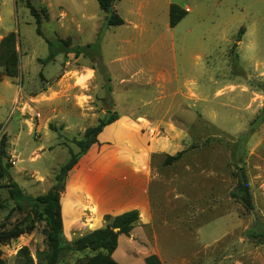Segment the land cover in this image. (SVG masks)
<instances>
[{"label":"rangeland","instance_id":"rangeland-1","mask_svg":"<svg viewBox=\"0 0 264 264\" xmlns=\"http://www.w3.org/2000/svg\"><path fill=\"white\" fill-rule=\"evenodd\" d=\"M31 2L48 9L44 37L24 0H0V39L14 31L19 55L17 76L0 66V143L10 178L27 194L46 192L87 127L114 111L148 109L142 102L154 99L152 134L180 148L151 156V210L145 224L140 217L135 224L134 251L156 253L163 264H264V0H116L119 25L107 24L96 0ZM173 3L186 12L171 27ZM45 38L55 49L48 61L42 60L50 51ZM59 38H69L78 53L58 51ZM155 71L165 77L162 87L139 84ZM196 90L199 99L192 98ZM178 152L166 163V155ZM242 171L250 208L238 187ZM0 201V223L22 216L4 219L13 205L6 187ZM42 229L38 222L1 244L6 264H22L23 245L35 261L46 246ZM120 241L117 262L145 264ZM86 255L68 250L59 264Z\"/></svg>","mask_w":264,"mask_h":264},{"label":"trees","instance_id":"trees-1","mask_svg":"<svg viewBox=\"0 0 264 264\" xmlns=\"http://www.w3.org/2000/svg\"><path fill=\"white\" fill-rule=\"evenodd\" d=\"M99 8L106 14V22L109 25H119L124 22L122 17L113 8L116 0H96ZM25 6L28 8L30 15L34 18L36 24V33L42 37L40 28L41 20L48 19L49 13L46 6H35L31 0H24ZM186 10L179 7L177 4H170L169 6V26H174L185 14ZM244 28L239 29L236 36V41H239ZM48 42L50 51L48 55L43 58V61H48L54 58L55 49L52 43ZM69 38H59L58 51H74L78 53L76 47H69ZM0 66L5 75L17 76L19 73V55L16 49V33L14 31L8 32L0 39ZM109 112V111H108ZM117 118V113L114 111L110 115H106L98 119L93 126L87 127L82 137L75 139L74 142L78 147L76 152L70 151L68 160L60 166L59 172L56 174V183L53 184L46 192L31 195L25 193L18 183L9 176V164L3 163V157H6L4 149V141L0 143V188L6 187L9 199L13 202L12 207L5 215L7 220L15 212H22L20 218L15 219L13 223H0V245L17 238L19 235L29 233L36 228L38 222L43 223L42 233L45 236L46 246L43 249L36 250V260L32 258L27 246H21L17 251V256L21 258L22 264H59L61 258L66 251H87L82 260L76 264H120L117 262L112 253L118 244V236L120 234L129 235L135 224L139 219V212L137 209H130L117 215H104L105 225L87 231L72 240L68 241L62 231V214L60 204V192L64 188V182L67 172L76 164L79 157L84 154L88 148L96 142L98 133L102 128ZM257 119L251 122L254 126L249 132L255 128ZM50 128H54L50 125ZM246 132L244 136H247ZM180 152L175 155H166V163L176 159ZM6 179V183L3 180ZM238 187L242 192L241 199L247 208L251 207V197L248 188L247 178L245 172H241ZM5 205L0 201V208ZM118 227V230H114ZM145 264H163L156 253H150L144 257ZM0 264H6L2 257L0 249Z\"/></svg>","mask_w":264,"mask_h":264},{"label":"crops","instance_id":"crops-1","mask_svg":"<svg viewBox=\"0 0 264 264\" xmlns=\"http://www.w3.org/2000/svg\"><path fill=\"white\" fill-rule=\"evenodd\" d=\"M128 24L137 27L136 22L128 21ZM131 56L133 55L129 54L126 58ZM136 72L138 70L132 71L130 75ZM151 73L146 74L139 84L148 86L157 82L162 87V83H165L163 73ZM262 76L263 71L259 77ZM192 94V98L199 99L197 90L192 91ZM112 100L115 107L117 100ZM154 102V99L142 102L143 106H150L149 110L115 111L117 118L102 128L96 142L91 144L67 172L60 194L62 231L67 240L101 227L106 214L117 215L137 209L140 221L143 224L148 221L146 218L151 210L148 185L153 174L151 156L157 152L176 151L180 148L176 140L169 143L165 138L152 134L155 119L150 116V110ZM90 224L93 226L90 227ZM137 227L139 225H135L129 235L118 236V244L112 256H115L122 237L126 242L125 253L131 256L140 254L143 259L150 254L134 251V247L139 245L135 233Z\"/></svg>","mask_w":264,"mask_h":264},{"label":"water","instance_id":"water-1","mask_svg":"<svg viewBox=\"0 0 264 264\" xmlns=\"http://www.w3.org/2000/svg\"><path fill=\"white\" fill-rule=\"evenodd\" d=\"M114 230H115V231L118 230V227H114Z\"/></svg>","mask_w":264,"mask_h":264}]
</instances>
